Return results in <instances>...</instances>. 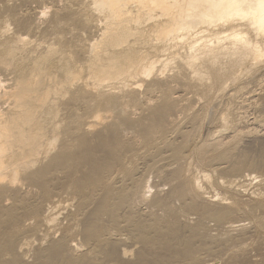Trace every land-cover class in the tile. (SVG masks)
<instances>
[{
  "label": "bare ground",
  "instance_id": "1",
  "mask_svg": "<svg viewBox=\"0 0 264 264\" xmlns=\"http://www.w3.org/2000/svg\"><path fill=\"white\" fill-rule=\"evenodd\" d=\"M32 2L19 6L21 16L33 15L30 24L16 28L18 23L13 27V14L0 13V223L3 215L10 218L17 213L27 200L29 187L35 186L37 179L51 175L52 181L59 180L62 174L63 186L61 181L56 194L50 191L53 199L47 202L45 211L41 205L45 215L35 214L34 220L52 227L58 224L59 204L76 200L80 209L95 194L103 192L95 211L98 216L109 213L111 228L115 229L110 228L114 231L111 234L116 233L119 227L115 226L120 225L121 220L126 224L129 221L130 226L137 228L135 236L148 241L146 230L160 229L165 221L159 218L149 220L148 224L135 222L131 211L135 193L144 199L148 192L147 183L135 178L138 176L136 162L131 165L135 167V177L129 164L117 161L104 166L91 179L77 178L88 158L86 134L113 119L135 120L141 110H148L150 124L141 141L136 140L140 146L154 148L157 144L179 159H186V153H194L201 159L210 152L223 159L230 153L227 144L244 134L241 126L247 118L258 128L264 127V0ZM180 92L193 95L194 100L183 105L178 103V106L174 95ZM155 110L171 116L170 120L166 117L169 122L165 120L166 124L160 125L161 115ZM154 112L160 116L159 121L155 120L159 125L152 122ZM224 135H228V140H223ZM110 143L104 141L103 145L108 148ZM120 144L115 141L114 147ZM163 150L160 149L159 155ZM133 161L131 159V163ZM189 161L184 169H180V165L175 169L176 197L203 216L216 219L232 216L233 211L227 205L207 204L209 200L203 197L201 181L209 183L210 177L202 174L200 180L192 175ZM112 173L116 176L121 173L127 180L122 183H128L119 186L120 190L115 189L116 194L112 193L114 182L111 184L108 179ZM169 214L172 217L173 214ZM174 218L170 222L166 220L165 225H174L177 221ZM104 228L108 230L102 223H92L85 230V243L94 247V251L90 248L93 252L110 236L104 237ZM22 230L18 224L10 232ZM77 246L76 251L80 250ZM186 255L193 259V252ZM78 256L81 257L80 253ZM64 259L53 264H73Z\"/></svg>",
  "mask_w": 264,
  "mask_h": 264
},
{
  "label": "rangeland",
  "instance_id": "2",
  "mask_svg": "<svg viewBox=\"0 0 264 264\" xmlns=\"http://www.w3.org/2000/svg\"><path fill=\"white\" fill-rule=\"evenodd\" d=\"M5 1L6 0H0V13L6 12L11 15L13 14L14 19H12V23H15L12 24V26L14 25L13 27H16V24L18 23L19 25H17L16 28L24 25V23L30 24L32 22L33 15L27 13L25 15H22V17L19 6L21 3H33V0H7L6 3ZM6 4H8L9 6ZM17 14L18 16H14ZM19 16L21 18H19ZM176 95H174V99L176 100L177 98V104L179 103L183 105L182 103L184 102V104H186L189 103V101L192 102L194 100V97L191 94H184L183 92H180ZM187 95L191 96V98H188ZM184 97H186V101H184ZM147 112L148 110H146V112L145 110H141V112L137 116L138 118H140H137L135 120L120 118L113 119L111 120V122H107L106 124H103L93 131L87 133L85 137V150L86 152L88 151V158L85 159L83 170L82 172L80 171L81 173L78 172L79 174H77V178H79L81 181H85L89 178L91 179L93 176L99 174L104 166L115 163L117 161L124 162L121 164H129V168L133 169L131 174H133L136 170L135 173L138 176H136V174H133V176H136L135 178L137 179L141 178L140 180H142L143 183H147L148 185L146 198H138L137 196H139V193L138 195L135 193V197L131 206V211H133V214L135 215V222L144 224L145 222H147L148 224L150 222L149 220L152 219L154 221L155 219L156 221L160 218V220L162 222L165 221L166 224L170 222L171 219L176 217L177 221L174 218V220L176 221L174 225H165L164 223H162L163 227L160 229L151 228V230H146L150 240L142 241L135 236L138 233L136 231L137 228L135 229L134 227L130 226L129 221L126 224L125 221L121 220L119 223L122 226H115V228L119 227L120 229L116 228L117 231L115 232L117 234L114 233L116 235H112L111 233L114 232L112 230L115 229L114 227L111 228L112 224L109 220L110 217H108L109 213L102 216H98L97 214L99 203L103 195V192H99L97 193V195L95 194L93 197H91L89 201L87 200L85 205H83L80 209H77L78 207L76 206V200H68L64 203H61L65 205H62V208L60 207L61 204H59V208L57 207L56 209V215L57 213H61L59 216L57 215V219L59 221L57 220L56 222L58 224L54 223L52 227H47L43 222L40 223L37 220H34L32 216L37 214L43 217V214L45 215V213L41 212L43 211L42 209L44 208L45 211L47 202L52 201V196L53 194H56L55 191L60 188L61 181L62 186L64 183V180H61L62 178H60L62 174H59V180L53 181L50 178L51 175H48L43 178L37 179L35 181V186L31 185V187H29L30 192H27L29 193L27 194L28 197L26 196L27 200L23 205L19 207L17 213H15L16 215L14 214V216L10 218L6 215L2 216V224L0 223V264H53V262L59 263V260L60 263L63 262L64 258V260H69L73 264H264V127L262 128V126H259L258 128V125L249 123L251 122V120L250 118H247L248 121L244 123L245 126L243 124V126H241L242 128L244 127V131L242 130L241 132L244 134H241L238 139L233 141L231 144H227L229 145V147L226 146V148H228L227 150L230 153L223 157V159L220 158V160L216 158L212 154L213 152H210V154L201 157V159L194 153L193 154L195 156L192 153H186L184 155L187 159L186 162V159H184V157L179 159V157L175 156V158L170 154L168 149L165 150L166 148H161L160 145L156 144V146L158 147L154 148L153 146L151 148L150 146H140L138 142L141 141L143 133L146 131L147 126H149L150 124L151 117L148 116ZM155 112H159L158 114L161 115V117L158 114H155ZM155 112V117L152 121L153 124L158 123L157 125H159L161 122L160 125H164V123L166 124V121L169 122V117L171 116L165 115L166 113H164L163 111V114L161 113V111L157 112V110H155ZM159 117L161 118V121L156 122L160 120ZM248 117L251 116L249 115ZM249 127H251L250 130ZM253 127H255V129H253ZM121 128L123 130H121ZM203 133L204 130L201 137L203 136ZM227 138L228 135H224L223 140H228ZM104 141H107L109 143L111 141L108 148L103 145ZM115 141L121 143L118 148L114 147ZM160 149L165 150L161 151V155H159ZM90 152H92V154ZM131 159L134 160L132 163ZM188 161L191 164L190 173L192 175L198 176L200 180L202 174H208L210 177L209 183L201 181L202 189L204 191L203 197L209 200L207 201V204L212 207H222L227 205L233 211L232 216L224 219H216L205 215L203 216V214H200L197 209L193 210V208H190L187 205H183L182 201H180V199L176 197L174 190L178 186V181L174 177V172L179 169V165L180 169H182V167L184 169ZM184 162L185 164L182 165V163ZM240 163H242V165L240 166L241 168L234 170L233 167ZM131 165H134L137 168ZM116 170V172H118V169ZM114 174L116 173L110 174V176L113 175L111 177H109L108 174V179L110 180L109 183H111V181L114 182V184L113 182L111 183L113 184L112 188L114 189L112 190V193H114V191L116 192L117 190L115 189L117 188H119L120 190L121 187L119 186H121L122 184L125 185V183H127H122V181L124 182L127 180L126 177L124 178L121 173H117V176ZM252 176L256 177L253 178ZM127 179L128 182H130V179ZM45 180L49 181H46V183ZM51 181L55 184H52ZM48 184L49 186H51L49 187ZM38 186L40 187V189ZM50 191L53 192V194ZM23 193L25 194V192ZM50 193L52 196H50ZM114 194L111 195V199L115 198ZM29 197H31V199ZM38 199L40 200V205ZM28 200L30 201L28 202ZM114 200L115 199H112V201ZM9 202L11 203L12 201L10 200ZM28 205H33V208L31 206L29 207ZM41 205H44L43 208ZM66 207L68 209L70 208V211ZM35 209H37V211ZM95 209L97 211H95ZM22 212H24L25 214ZM169 212L173 214L172 217L170 216ZM259 218L263 219L260 220ZM166 220L168 222H166ZM92 223H102L104 227L107 226L108 230H105L104 228V237L108 235L111 236V238L110 236H108L99 250L96 251L97 253L100 251L99 254L93 252L94 247L92 248L89 244L85 243V230H87V227H89V225H92ZM18 224L23 228V230L18 233L12 234L10 232V229L14 225ZM128 224L129 226L127 227L126 225ZM108 225L111 226L109 227ZM110 228L112 229V232L110 231ZM106 231H108L109 233H106ZM151 241H153V243ZM21 244L22 247L20 248ZM75 245H78L77 247L80 250L76 251ZM101 249L103 250V252ZM124 249L126 250L125 252ZM188 250L193 252V259H190L189 256L186 255L187 252L189 253ZM81 252L83 253V256ZM79 253L81 257L78 256Z\"/></svg>",
  "mask_w": 264,
  "mask_h": 264
}]
</instances>
